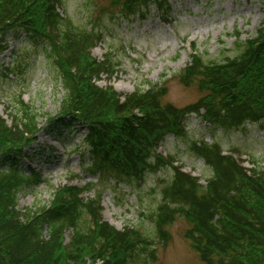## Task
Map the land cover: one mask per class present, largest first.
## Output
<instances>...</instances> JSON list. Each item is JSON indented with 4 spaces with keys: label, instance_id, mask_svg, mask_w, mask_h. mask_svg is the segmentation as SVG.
<instances>
[{
    "label": "trees",
    "instance_id": "1",
    "mask_svg": "<svg viewBox=\"0 0 264 264\" xmlns=\"http://www.w3.org/2000/svg\"><path fill=\"white\" fill-rule=\"evenodd\" d=\"M122 17L145 18L157 4L166 13L167 1L112 0ZM63 0H0V57L9 50L6 38L25 32L43 48L64 91L60 117L52 126L85 127L83 140L88 169L101 181L141 183L164 168L171 181L158 190L154 212L156 233L165 243L168 223L181 216L191 220L186 232L202 264H264V168H247L235 150L218 143L188 139L186 121L195 114L213 129L238 130L247 125L264 129V26L240 44V53L223 63H206L197 47L184 69L183 83H197L206 96L183 109L162 103L160 85L122 94L97 82L116 73L110 59L98 62L91 50L102 41L63 17ZM3 70L0 61V71ZM7 70V69H5ZM251 75L255 80L247 82ZM9 125L0 116V264H136L157 260V242L136 228L117 230L103 219V193L92 183H68L55 191L52 205L19 209L18 197L41 182L23 161L31 158L38 133L37 114L18 100ZM183 139L213 172L207 185L183 171L173 157L158 149L167 137ZM69 234V244L65 243ZM262 259H255V255Z\"/></svg>",
    "mask_w": 264,
    "mask_h": 264
},
{
    "label": "rangeland",
    "instance_id": "2",
    "mask_svg": "<svg viewBox=\"0 0 264 264\" xmlns=\"http://www.w3.org/2000/svg\"><path fill=\"white\" fill-rule=\"evenodd\" d=\"M161 1L168 2L169 11L155 4L145 18L122 17L112 0H63L60 13L79 29L102 34L101 43L93 47L92 58L110 59L116 64V73L111 80L103 77L99 86L112 85L119 93L127 94L157 84L166 88L164 105L183 109L207 95L197 83L186 86L182 80L193 45L206 63H223L237 57L239 45L254 39L264 26V0ZM25 34L8 36L9 50L0 57V116L12 124L17 101L21 100L37 114L39 127L36 142L27 149L31 158L22 165L26 173L30 169L40 173L41 182L20 192L19 209L49 207L55 191L68 182L75 186L92 183L94 190L88 197L102 191L105 221L119 230L136 228L157 242V260L136 264H202L186 238L191 220L178 216L168 223L165 243L155 231L158 190L171 181L173 172L169 167L149 173L141 183L101 181L88 169L90 160L83 144L85 127L52 126V121L61 116L64 91L43 48L37 49ZM252 80L255 79L249 75L247 82ZM185 125L189 140L218 143L226 152L238 151L245 167L264 168V129L259 125L232 131L213 129L195 114L188 117ZM158 153L173 157L204 186L213 175L204 161L188 150L183 139L167 137ZM69 242L67 234L65 243Z\"/></svg>",
    "mask_w": 264,
    "mask_h": 264
}]
</instances>
